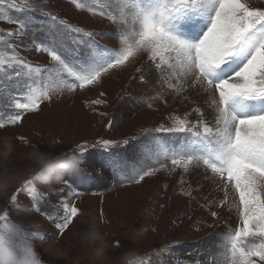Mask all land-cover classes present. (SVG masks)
Returning <instances> with one entry per match:
<instances>
[{
    "label": "rangeland",
    "instance_id": "374dc122",
    "mask_svg": "<svg viewBox=\"0 0 264 264\" xmlns=\"http://www.w3.org/2000/svg\"><path fill=\"white\" fill-rule=\"evenodd\" d=\"M2 2L35 9L17 13L5 7L0 40L17 45L16 55L41 68L54 65L46 53L35 50L32 40L34 35L35 41L46 44L47 33L29 32L23 39L8 37V32L18 31L16 25L6 22L8 18L31 16L44 22L33 27L47 28L51 23L43 14L47 12L77 29L66 42V59L77 69L89 64L93 52L119 51V38L132 27L130 20L125 28L90 11L77 10L75 0ZM96 3L104 4L105 0H92L89 8H95ZM251 6L264 9V4ZM118 8L117 3L110 8L116 19ZM0 49L12 52L7 44H0ZM148 57L146 52L138 53L84 90L77 86L74 92L62 90L50 95L36 113H19L14 108L16 102H26L24 97L30 91L26 79L5 81L0 90V122L5 123L0 129V181L11 180L16 170L26 169L25 153L32 149L51 155H78L75 150L84 146L80 148L84 155H78L84 161L80 173L50 186L26 177L0 194V215H6L7 223L17 231L9 238L13 243H29L41 264H96L93 248L82 244L78 236L85 229L84 221H95L114 264H216L223 252L219 247L222 238L239 224L238 197L227 186L228 204L221 207L226 181L203 166L185 173L170 162L160 163L155 167L162 170L140 184L127 182L152 164L149 155L156 156L162 146L178 148L185 139L183 135L156 133L157 128H171L177 119L198 123L201 116L194 108L214 126L217 111L206 98L204 87H192L191 78L182 81L187 91H172L165 82L168 70H158ZM168 83L175 85L174 80ZM56 86L49 82L50 88ZM18 114L23 116L21 123H11L10 118ZM97 141L118 146L105 151ZM65 205L77 208L80 215L61 231L57 224ZM165 248L170 252L161 251Z\"/></svg>",
    "mask_w": 264,
    "mask_h": 264
},
{
    "label": "snow or ice",
    "instance_id": "6c2138e0",
    "mask_svg": "<svg viewBox=\"0 0 264 264\" xmlns=\"http://www.w3.org/2000/svg\"><path fill=\"white\" fill-rule=\"evenodd\" d=\"M90 3L92 0H75V7L125 28L130 20L131 30L119 38V51L93 52L89 64L77 69L66 59V42L77 29L47 12L43 13L51 20L47 28L33 27L44 22L31 16L8 18L6 22L18 29L8 32V37L23 39L29 32L47 33L46 44L35 41L34 35L32 43L38 53L47 54L54 67L31 65L15 54L17 45L0 40L12 50L9 54L0 49V90L5 81L26 79L30 90L24 97L26 102H16L14 108L19 113H36L50 95L98 84L105 73L124 66L141 52L149 54L158 70H168L165 82L172 91H187L182 81L191 78L193 88L204 87L205 92L214 94V126L194 108L193 112L201 116L198 123L177 119L171 128H157L156 133L183 135L185 139L178 148L162 146L156 156L149 155L152 164L127 182L140 184L162 170L155 167L160 163L170 162L174 169L185 173L203 166L220 181H226L221 207L228 204L227 186L238 197L239 224L222 238L219 247L223 252L216 264H264V9L251 6L264 4V0H105L91 9ZM113 3L119 5L118 19L110 11ZM5 7L17 13L35 11L11 3L5 6L0 0V18L4 17ZM170 80L175 85L168 83ZM49 82L57 86L50 88ZM22 119L18 114L10 122L19 125ZM4 128L5 123L0 122V129ZM97 144L105 151L118 146L107 141ZM80 148L75 151L83 156ZM79 215L77 208L65 205L57 227L66 230ZM7 220L6 215H0V251L7 253L14 264L22 242L13 243L9 238L17 231ZM161 251L168 253L170 248Z\"/></svg>",
    "mask_w": 264,
    "mask_h": 264
},
{
    "label": "clouds",
    "instance_id": "9594fccd",
    "mask_svg": "<svg viewBox=\"0 0 264 264\" xmlns=\"http://www.w3.org/2000/svg\"><path fill=\"white\" fill-rule=\"evenodd\" d=\"M7 146L8 142L5 141V147ZM25 160L26 169L16 170L11 180L0 181V194L5 192L12 183H23L26 177L42 186L59 183L65 176L80 173L84 165L83 159L74 152L51 155L32 149L25 153ZM83 223L85 229L78 236L82 244L93 248V259L96 264H114L107 255L106 239L99 232L95 221ZM0 264H11L10 256L2 251H0ZM14 264H41V260L29 243L22 242Z\"/></svg>",
    "mask_w": 264,
    "mask_h": 264
},
{
    "label": "bare ground",
    "instance_id": "6f19581e",
    "mask_svg": "<svg viewBox=\"0 0 264 264\" xmlns=\"http://www.w3.org/2000/svg\"><path fill=\"white\" fill-rule=\"evenodd\" d=\"M205 95H206V98L208 97V98L211 99V101H212V98H213L212 93L206 92ZM198 106L200 107L199 104H198ZM201 110H202V109H201ZM206 110H207V108H206ZM203 112H204V110H203ZM204 113L206 114V112H204Z\"/></svg>",
    "mask_w": 264,
    "mask_h": 264
}]
</instances>
